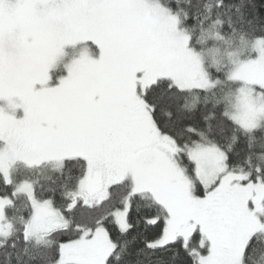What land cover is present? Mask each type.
Masks as SVG:
<instances>
[{"label": "snow or ice", "instance_id": "6c2138e0", "mask_svg": "<svg viewBox=\"0 0 264 264\" xmlns=\"http://www.w3.org/2000/svg\"><path fill=\"white\" fill-rule=\"evenodd\" d=\"M0 264H264V0H0Z\"/></svg>", "mask_w": 264, "mask_h": 264}]
</instances>
